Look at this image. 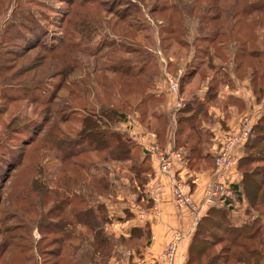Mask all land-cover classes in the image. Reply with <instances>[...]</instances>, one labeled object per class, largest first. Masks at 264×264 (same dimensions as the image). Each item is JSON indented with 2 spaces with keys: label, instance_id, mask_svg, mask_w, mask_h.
<instances>
[{
  "label": "trees",
  "instance_id": "trees-1",
  "mask_svg": "<svg viewBox=\"0 0 264 264\" xmlns=\"http://www.w3.org/2000/svg\"><path fill=\"white\" fill-rule=\"evenodd\" d=\"M211 1L205 5V0H161L151 10L163 16L164 25L159 27V34L165 36L162 37L165 45L161 49L171 51L173 44L176 51H192L178 78L177 98L182 106L171 113L156 111L163 96L153 93L158 69L151 54L129 45H115L88 81L81 82V115L72 121L74 111L60 116L43 130L41 138H37L38 131L31 137L28 132L32 129L27 131L29 125L41 131L48 118L36 123L27 120V116L21 118L23 107L19 105L9 110L11 103L20 98L16 100L4 93L14 89L5 81L17 79L19 67L10 60L18 57L17 62L20 52H9L13 57L3 59L0 65L5 74L0 90L4 104L0 127V264H107L115 245L133 248L139 255L149 243L146 226L131 228L126 238L105 234L107 211L97 201L98 198L114 201L113 183L122 177L128 181L127 189L139 198L151 176L148 156L127 135L118 133L116 126L125 122L129 113L137 114L138 122L155 135L161 146L173 115L172 148L184 151L186 168L194 173L212 169L214 154L209 151L212 135L204 125L210 126L215 119L208 109L226 113L228 106L239 104L230 95L223 100L218 97L224 87L230 86L223 68L228 63L234 79L246 78L253 98L262 103L263 113L251 125L250 136L237 160L240 178L231 186L237 206L210 208L197 220L185 264H264V222L260 221V214L264 216L262 23L257 18L250 19L251 32L241 33L234 26L241 17L236 13L229 20L219 10L224 4ZM214 9L219 12L213 15ZM30 14L22 18L18 13L17 20L12 21L13 31L5 35L13 39L18 50L25 48L27 40L41 31ZM95 20L98 23L99 18ZM189 27L193 28L191 37ZM129 35L126 30L124 37L132 39ZM230 46L233 49L229 58ZM49 54L50 60L57 59ZM126 56L136 57L130 61ZM172 56L175 60L180 58ZM59 73V69L52 70L50 76ZM34 76L42 77L38 71H34ZM203 87L205 91L199 99L197 93ZM33 89L39 88L34 85ZM49 96H33L31 104L48 106ZM15 140L18 147L13 145ZM49 155L58 162V175L52 178L47 174ZM243 199L246 202L243 215L249 220L233 225L229 217L236 213ZM143 206L148 209L150 204ZM124 213L121 222L132 217L127 211ZM32 230L38 233V239H33ZM50 235L55 237L45 243ZM80 244H86L90 251L87 262L81 258L80 263L72 253Z\"/></svg>",
  "mask_w": 264,
  "mask_h": 264
},
{
  "label": "rangeland",
  "instance_id": "rangeland-1",
  "mask_svg": "<svg viewBox=\"0 0 264 264\" xmlns=\"http://www.w3.org/2000/svg\"><path fill=\"white\" fill-rule=\"evenodd\" d=\"M233 1L218 0L213 2L216 5L224 4L219 10L222 13H226V17L229 20H231L230 16L236 13L239 18L241 17L240 21L234 25L235 30L238 29L241 33L249 34L251 29L248 27V23L250 19L257 18L262 23L261 31L264 34V0H239L235 5L231 4ZM210 2L212 3L211 0H205L204 3L208 5ZM161 3V0H0V65L6 57H8L7 59L11 58L10 56L12 55H9V52H20V58L17 62L16 59L18 57L10 60L12 65L16 63L15 67H19L17 79L13 78L12 81H5L8 87L12 85L14 89L11 91L6 90L4 93L16 97V100L20 98V101L11 103L9 110L19 105L23 107L21 118L27 116V120L33 119L36 123L40 122L41 118H48V122L41 131L40 128L29 125L30 127L27 131L32 129L28 132L31 137L37 131L39 133H36L38 135L37 138L40 135L42 136L43 130L50 122L55 121L60 116H67L74 111L75 115L70 117L72 121L77 119L76 115H81V82L88 81L93 70L99 69L105 56L110 55L112 46L129 45L131 48H140L149 52L153 57V63L158 69L157 82L160 80L159 72L163 65L160 60H164L165 63L171 66L166 67L171 74L177 73L179 68L184 67L185 61L191 55L192 51L190 49L187 51H176L177 48L173 44H171L173 47L171 51L164 52L161 49L165 45L162 40V37L165 36L159 34V27L164 25L163 16L151 12L154 6ZM199 5L202 4L200 3ZM228 7L230 9L227 10ZM218 12L217 9H214L211 13L214 15ZM229 12L231 14H228ZM18 13L22 18L26 17L25 14L31 13L30 15L36 20V24L41 30L37 31L33 38L27 40V46H24L25 48L21 50L14 46L13 39L5 38V35H9L13 31L12 21L17 20L16 16ZM97 18H99L98 23L95 20ZM31 26L33 30L34 27L33 25ZM126 30H129L130 35L133 37L132 39L124 37ZM192 34L193 28L189 27V37ZM227 49L230 58L233 46ZM175 52H178V54H175ZM49 53H52L54 58L57 59L50 60ZM172 55L180 58L175 60ZM135 57L126 56V59L132 61ZM223 68L230 79L229 91L245 92L247 90L254 102L255 98H253L248 87V81L247 85H242L246 78L241 81L234 79L230 72V63L223 66ZM58 69L60 70L58 76L56 74H54L55 76H50L52 70ZM34 71L41 73L42 77L36 78ZM4 77L5 74L0 70V90L3 87L1 80ZM34 85L39 89H35V91L33 89ZM48 94H50L48 106L31 104L33 103L31 97L40 96L45 98ZM262 95L263 100L264 92ZM66 99H68V102H66ZM255 102L256 107H250V110H253L252 112H256V114L248 115L251 119V124L263 113L262 103L256 101V99ZM65 103H67V106H64ZM3 105L0 100V127L3 124V111L1 109ZM24 108L25 110L27 109V112L24 111ZM34 113H36V117ZM127 118L139 121V115L137 114L129 113ZM121 126L122 123L117 124V132L127 135ZM172 126L173 124L170 121L169 128L166 131L168 132ZM127 137L133 140L132 136L127 135ZM14 143V147L19 146L17 140ZM57 165L58 162L55 158L49 155L47 174L50 178L58 175ZM113 186L114 201L111 202L110 198H98L97 201L102 203L107 211L108 220L103 224V232L117 237L120 234H118L117 226L115 225L119 224L117 223V217L119 216H115L111 212L110 207L112 206V209L115 208L114 203H119L118 207L116 206L117 208L126 204L125 198L129 192L127 189L128 181L122 177L120 181H114ZM245 207L246 202L243 199L241 205L236 208V214L234 213L233 216L231 214L229 217L230 223L238 225L249 220L243 215ZM260 215V221L264 222V216ZM31 235L35 240L40 237L35 230H32ZM53 237L55 236H47L45 243L49 242ZM89 252L86 244H80L72 251L74 257L80 263L81 258L87 262ZM136 256V251L133 248L130 249V247L125 245H115L107 264H141Z\"/></svg>",
  "mask_w": 264,
  "mask_h": 264
},
{
  "label": "crops",
  "instance_id": "crops-1",
  "mask_svg": "<svg viewBox=\"0 0 264 264\" xmlns=\"http://www.w3.org/2000/svg\"><path fill=\"white\" fill-rule=\"evenodd\" d=\"M165 67H168L167 63H165ZM183 70L184 68L182 67L177 70V73H169L173 76L174 74H176L175 76L179 78L183 73ZM244 84L247 85V80L242 83V85ZM204 89L205 87H203L197 93L199 99L202 98V95L205 91ZM153 93L163 96V102L157 108L158 113L167 114L171 113V111L177 110L174 109V105L176 103L179 104L180 107L182 106V103L177 98V92L175 94L169 92L166 89L162 78H160L158 82L157 80H155ZM229 95L237 99L239 101V104L228 106L225 110L226 113L216 108L208 109V113L211 114L212 117L215 119L213 124H211L210 126L204 125V127L208 129L212 135L209 149L210 153L212 154L216 152L221 142L223 134L227 133L228 131H236L239 127L241 119L244 116L256 114V112H252L253 110H250V107L255 108L256 105L254 104L252 97L250 96V94H248L247 90L245 92L229 91L227 87H224L220 91L218 97L223 100ZM133 118L130 119L136 123L135 129L137 130V134L147 132V130L144 129ZM222 122H224V124H222ZM173 130L174 125L170 127V130H168L164 143L160 146L163 150H168L172 147ZM135 142L142 150L140 140H135ZM181 152H183L184 155V151L181 150ZM143 155L148 156V163L151 169V176L149 177L147 183L143 186L141 190V196L138 198L135 193L129 191L127 197L125 198V205H120L121 207L117 208V205L119 203H114L115 208L112 209V206L110 207L111 212H113L115 216H119L117 217V223L119 224L115 225L117 226V232L118 234H120V236L126 238L128 237L131 228H140L146 226L149 232V243L148 246L144 249H141L139 255L136 256L137 259H139V261L141 262V264H185L187 258L188 245L193 234L196 222L200 217L204 215L205 211H200L196 216H194L186 207L179 209L175 208L172 203L170 193L169 176L158 173L156 159L153 155L146 154L145 152H143ZM210 174L211 169L194 173L186 168L185 163L184 165H175L173 170L170 172L171 177L175 179H180V181L185 184L184 190L187 192L189 191L190 200L194 204H199V202L201 201L203 190L205 186L209 183ZM239 178L240 176L237 177L236 182L239 180ZM150 180L158 182L162 188L161 194L157 200L156 205L157 209L160 211V215L155 216L150 212H145V214H143L141 218H137L135 215V206H138L141 209H145L143 208V205H147L145 203L146 187ZM126 211L130 215H132V217L129 220H124L123 222H121L119 219H123L125 214L124 212ZM174 235L179 238L176 245L174 259L172 260V262H167L162 259L159 260V256L164 252L165 248L171 242L172 237ZM151 237L152 239H150Z\"/></svg>",
  "mask_w": 264,
  "mask_h": 264
},
{
  "label": "built area",
  "instance_id": "built-area-1",
  "mask_svg": "<svg viewBox=\"0 0 264 264\" xmlns=\"http://www.w3.org/2000/svg\"><path fill=\"white\" fill-rule=\"evenodd\" d=\"M160 62L163 64L161 67V78L163 83L169 92L175 94L178 89V78L175 75H171L166 70L163 60H160ZM179 107L180 105L177 103L174 105V109H178ZM173 119V115H171L170 121L174 125ZM135 125L136 123L134 121L127 118L125 122L122 123L121 128L127 135L132 136L134 141L140 140L143 152L155 157L158 173L169 176L170 193L175 208L179 209L186 207L190 210L192 215L196 216L200 211L206 212V210L210 208H234L237 206L231 186L236 182L239 176L236 170L237 160L241 155L245 141L250 136L252 124L248 116H244L241 119L236 131H228L223 134L221 142L213 156V167L211 169L209 183L203 190L202 199L199 204H194L190 200L189 191L187 192L184 190L185 184L182 183L180 179H175L170 176V172L175 165H184L185 160L183 158V152L174 150L172 147L168 150H163L157 144L153 133L147 131L137 134ZM161 191L162 188L158 182L154 180L148 182L145 203L150 204V206L147 210L135 206V215L137 218H141L145 212H150L155 216L160 215V211L157 209L156 205ZM150 239H152V237ZM178 240L179 238L176 235L172 237L171 242L159 256V260L162 259L167 262H172Z\"/></svg>",
  "mask_w": 264,
  "mask_h": 264
}]
</instances>
